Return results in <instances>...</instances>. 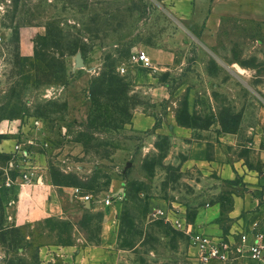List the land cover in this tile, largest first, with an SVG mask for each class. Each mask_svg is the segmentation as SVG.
<instances>
[{"label":"rangeland","instance_id":"obj_1","mask_svg":"<svg viewBox=\"0 0 264 264\" xmlns=\"http://www.w3.org/2000/svg\"><path fill=\"white\" fill-rule=\"evenodd\" d=\"M190 1L0 0V133L8 132L0 141L32 142L48 177L37 191L42 211L26 206L19 225L0 211V264H42L43 247L102 245L110 224L100 202L113 196L105 264H203L194 220L206 203L166 157L167 137L143 149L147 136L133 132L131 120L153 108L149 90L118 71L140 51L166 58L160 75L168 78L159 84L184 123L228 131L252 124L243 115L257 114L264 98V0H212L215 11L204 20L193 17ZM104 75L125 85L119 99L91 96ZM9 158L0 154V173Z\"/></svg>","mask_w":264,"mask_h":264},{"label":"crops","instance_id":"obj_2","mask_svg":"<svg viewBox=\"0 0 264 264\" xmlns=\"http://www.w3.org/2000/svg\"><path fill=\"white\" fill-rule=\"evenodd\" d=\"M189 5L196 20L206 19V16L213 13L216 8L212 0L207 2L191 0ZM149 56L156 67L153 69L157 72L147 73L144 68L132 71L137 88L149 90L148 98L152 101L153 108L149 111L139 108L131 120V129L136 134L147 136L146 146L143 148L146 151L152 146L155 149V143L161 136L168 138L171 151L166 157L178 162L180 172L189 176L193 187L200 192L199 199L206 203L199 208L194 220V226L199 233L215 237L225 235L237 244H241L243 240H246L247 244L253 243L255 240L253 225L257 223L264 232V178L261 174L264 170V98L260 100L257 114H252L247 109L243 115V122L248 121L252 124H245L237 131L223 130L221 126L216 129L211 126L202 130L193 125H183L178 120V106L170 100L168 87L159 84L160 76L164 77L167 74L164 72L160 75V70L167 66V60L163 57L157 58L154 54ZM259 89L264 94V83ZM188 109L192 115L194 105H190ZM16 131L11 130L10 134ZM18 141L12 136L1 139L0 154L11 157ZM41 170V167L38 168L37 174ZM36 179L37 183L33 182L27 186L16 185L14 205L8 207L0 203L5 220L10 219L19 225L20 214L26 206H30L33 212L42 211L41 198L38 197L37 191L47 187L48 177L40 172ZM224 184L228 191H225ZM227 197L231 201L228 206L225 201ZM115 200L113 196L111 201L115 203ZM92 204L89 203L90 206L87 204L86 208H91ZM100 204L110 224L104 230L103 244L83 249L43 247L40 249L39 258L42 264H105L109 261L112 256L111 251L107 250V244L115 231L112 225L115 223L117 209L113 205H104L102 201ZM156 205L161 209L166 207L164 201ZM12 208L14 214H11ZM238 262L253 264L249 257H243Z\"/></svg>","mask_w":264,"mask_h":264},{"label":"built area","instance_id":"obj_3","mask_svg":"<svg viewBox=\"0 0 264 264\" xmlns=\"http://www.w3.org/2000/svg\"><path fill=\"white\" fill-rule=\"evenodd\" d=\"M138 67L144 69H151L153 67L151 57L145 52L133 53L127 65H123L118 68V71L122 74H133L130 70ZM35 125H39V122H35ZM18 141L12 151L11 157L8 159L7 166L2 168L0 173V203L4 206L14 205L16 202L15 187L17 184L21 186H27L34 181L33 179L37 175L39 168L38 156L31 146L32 142ZM262 177L264 178V170L262 171ZM37 183V182H36ZM76 191L79 193L80 189ZM80 199L85 201V206L90 203L89 196H81ZM106 206H111V199H107ZM160 215H165L160 211ZM255 240L251 244H247L246 240H243L241 244H237L225 235L221 237H215L208 234L199 233L195 237V247L197 249V255L199 261L203 264L211 263H228L238 261L243 257H249L253 264H264V232L258 227V224H254Z\"/></svg>","mask_w":264,"mask_h":264},{"label":"trees","instance_id":"obj_4","mask_svg":"<svg viewBox=\"0 0 264 264\" xmlns=\"http://www.w3.org/2000/svg\"><path fill=\"white\" fill-rule=\"evenodd\" d=\"M125 91V85L121 83V80L117 79V77L104 75L100 79H97V81L94 82L93 88L91 90V96L94 97H107V96H114V99H119L118 97L122 96ZM100 99H98L96 102L99 105ZM188 113V111H187ZM188 116L190 118V115L188 113ZM178 120L183 125H191V123H184L181 120L180 115H178ZM228 199L225 198L226 203ZM231 204V201L229 202V205ZM227 205V204H226ZM2 206V205H1ZM0 206V211H3V207Z\"/></svg>","mask_w":264,"mask_h":264},{"label":"water","instance_id":"obj_5","mask_svg":"<svg viewBox=\"0 0 264 264\" xmlns=\"http://www.w3.org/2000/svg\"><path fill=\"white\" fill-rule=\"evenodd\" d=\"M76 61H77V67L78 68H83L85 66V61L83 58V55L81 53H79L76 57ZM168 78V74L164 75V80ZM89 205V203H88ZM90 206V205H89Z\"/></svg>","mask_w":264,"mask_h":264}]
</instances>
